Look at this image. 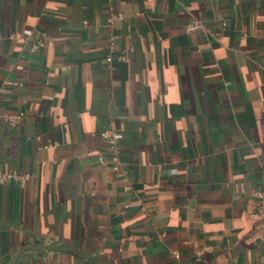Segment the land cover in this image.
I'll list each match as a JSON object with an SVG mask.
<instances>
[{"label":"crops","instance_id":"crops-1","mask_svg":"<svg viewBox=\"0 0 264 264\" xmlns=\"http://www.w3.org/2000/svg\"><path fill=\"white\" fill-rule=\"evenodd\" d=\"M0 86V264H264V0H0Z\"/></svg>","mask_w":264,"mask_h":264},{"label":"built area","instance_id":"built-area-1","mask_svg":"<svg viewBox=\"0 0 264 264\" xmlns=\"http://www.w3.org/2000/svg\"><path fill=\"white\" fill-rule=\"evenodd\" d=\"M123 15L121 13H113L110 15L108 22L110 24L114 23V21L118 19H122ZM204 27V23L202 21L194 19L191 20L190 22L187 23L186 25V30L187 31H194L197 29H202ZM45 45L44 40H38L36 41L32 48L34 50L38 49L39 47H42ZM111 48H113V43L110 45ZM113 55L109 54L107 56V61L111 62L113 60ZM118 59L122 61H127L128 60V52L122 51L118 56ZM16 84V83H14ZM11 89L6 86H0V98L9 93ZM1 120L7 124L8 126L15 128L19 125H21L24 121L25 118V112L24 111H18V112H3L0 115ZM101 135L103 138L111 145L112 147H117L119 142L121 141V132L118 131L113 125H106L101 131ZM101 161L103 163H106V161L101 158ZM114 168H118V165H114ZM30 174L27 172H18L17 170H3L0 169V183L7 182L10 180H28L30 178ZM127 188H129L127 186ZM257 196L259 200L258 208L255 213L257 217L264 218V190L260 189L257 191ZM179 256V254H177Z\"/></svg>","mask_w":264,"mask_h":264},{"label":"water","instance_id":"water-1","mask_svg":"<svg viewBox=\"0 0 264 264\" xmlns=\"http://www.w3.org/2000/svg\"><path fill=\"white\" fill-rule=\"evenodd\" d=\"M27 249H37V250H60V251H68L74 254H77L84 259L88 261L89 264H94V261L92 257L89 255L84 254L83 252L72 248V247H66V246H59V245H53V244H47V243H27L23 245L17 252L16 254L12 257L10 262L8 264H16L22 253L27 250Z\"/></svg>","mask_w":264,"mask_h":264}]
</instances>
